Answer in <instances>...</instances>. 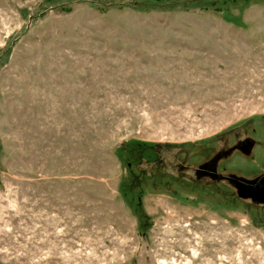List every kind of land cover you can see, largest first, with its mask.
Masks as SVG:
<instances>
[{
  "label": "rangeland",
  "instance_id": "obj_1",
  "mask_svg": "<svg viewBox=\"0 0 264 264\" xmlns=\"http://www.w3.org/2000/svg\"><path fill=\"white\" fill-rule=\"evenodd\" d=\"M263 173L264 0H0V264H264Z\"/></svg>",
  "mask_w": 264,
  "mask_h": 264
},
{
  "label": "flooded vegetation",
  "instance_id": "obj_2",
  "mask_svg": "<svg viewBox=\"0 0 264 264\" xmlns=\"http://www.w3.org/2000/svg\"><path fill=\"white\" fill-rule=\"evenodd\" d=\"M261 178H263L264 179V173H263V177H261ZM260 180V179H259Z\"/></svg>",
  "mask_w": 264,
  "mask_h": 264
}]
</instances>
